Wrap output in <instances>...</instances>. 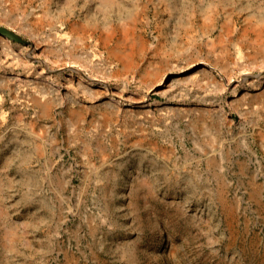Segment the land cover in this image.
Wrapping results in <instances>:
<instances>
[{"label": "rangeland", "instance_id": "374dc122", "mask_svg": "<svg viewBox=\"0 0 264 264\" xmlns=\"http://www.w3.org/2000/svg\"><path fill=\"white\" fill-rule=\"evenodd\" d=\"M0 264H264V0H0Z\"/></svg>", "mask_w": 264, "mask_h": 264}, {"label": "bare ground", "instance_id": "6f19581e", "mask_svg": "<svg viewBox=\"0 0 264 264\" xmlns=\"http://www.w3.org/2000/svg\"><path fill=\"white\" fill-rule=\"evenodd\" d=\"M128 67H129V65H126L125 67H124V71H128ZM45 106H47V105H45ZM46 108V107H45Z\"/></svg>", "mask_w": 264, "mask_h": 264}]
</instances>
